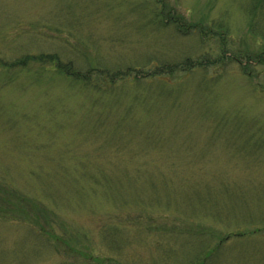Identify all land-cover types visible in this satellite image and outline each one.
Returning a JSON list of instances; mask_svg holds the SVG:
<instances>
[{
    "label": "rangeland",
    "instance_id": "rangeland-1",
    "mask_svg": "<svg viewBox=\"0 0 264 264\" xmlns=\"http://www.w3.org/2000/svg\"><path fill=\"white\" fill-rule=\"evenodd\" d=\"M260 2L0 0V264H264Z\"/></svg>",
    "mask_w": 264,
    "mask_h": 264
},
{
    "label": "trees",
    "instance_id": "trees-1",
    "mask_svg": "<svg viewBox=\"0 0 264 264\" xmlns=\"http://www.w3.org/2000/svg\"><path fill=\"white\" fill-rule=\"evenodd\" d=\"M260 4H262L261 6H264V0H261ZM256 6H258V5L256 4ZM263 9H264V7H261V11ZM256 32L258 33L259 31L256 30ZM261 36L264 38V28L261 31ZM260 55H261V53H260ZM256 60L259 61V64L260 63L263 64L260 61H263L264 62V58L261 59V57L259 55L256 57ZM38 61H42V60L39 59V56L26 55L23 58H19V59L13 60L12 62L11 61L10 62H7V61H5L3 59H0V64L2 63L1 66H4L5 69H8L10 67L11 68H14V69H17L18 67L24 68V66L27 65L29 62H31V63H37ZM55 63L57 64V66H56ZM52 65H55L57 68H59L60 70H62L66 74H68L70 76H73V77H75L78 80L82 79L84 81V83H86V84H88V82L90 81V78L87 79L86 76H82L81 77V74H80L79 71H73V70H71L70 68L66 67L65 64H63L62 62H60L58 59H56V61L53 62ZM133 71H134V69H133ZM106 73H107V77L108 78L104 77V79L106 78L107 80H109V84L112 85L113 83H115V82H117L119 80L124 79V77H127L131 73V71H122V72L121 71H118V72H112V73L106 71ZM160 74H163V73H161V72H159L157 70V71H153L152 74H150L149 76H151V75L157 76V75H160ZM137 77H139V76H137Z\"/></svg>",
    "mask_w": 264,
    "mask_h": 264
}]
</instances>
